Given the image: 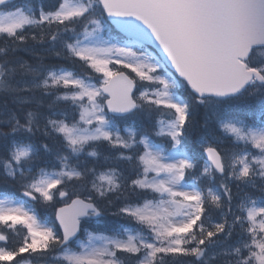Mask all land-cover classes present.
Returning <instances> with one entry per match:
<instances>
[{
    "label": "snow or ice",
    "instance_id": "1",
    "mask_svg": "<svg viewBox=\"0 0 264 264\" xmlns=\"http://www.w3.org/2000/svg\"><path fill=\"white\" fill-rule=\"evenodd\" d=\"M0 41V264H264V0H0Z\"/></svg>",
    "mask_w": 264,
    "mask_h": 264
},
{
    "label": "trees",
    "instance_id": "2",
    "mask_svg": "<svg viewBox=\"0 0 264 264\" xmlns=\"http://www.w3.org/2000/svg\"><path fill=\"white\" fill-rule=\"evenodd\" d=\"M19 2H20V0H17V3H19ZM47 2H48V0H45V3H47ZM31 43L32 42L29 41V44H31ZM2 44H3V41H0V46H2ZM37 50L38 51L40 50V46H37ZM18 55L23 56L24 59L29 60L30 62H34L33 58L30 55H28L27 53L20 52V53H18ZM41 55H45V53L41 52ZM44 63H46V64H63V63H65V61L57 60L54 58H47L44 60ZM48 100H51V97H47L46 102ZM4 130L6 131L7 129H4ZM217 181H219V177H217ZM233 190L235 191V189H233ZM0 194H2V193H0ZM110 211H115V208H111Z\"/></svg>",
    "mask_w": 264,
    "mask_h": 264
},
{
    "label": "rangeland",
    "instance_id": "3",
    "mask_svg": "<svg viewBox=\"0 0 264 264\" xmlns=\"http://www.w3.org/2000/svg\"><path fill=\"white\" fill-rule=\"evenodd\" d=\"M43 53V52H42Z\"/></svg>",
    "mask_w": 264,
    "mask_h": 264
}]
</instances>
